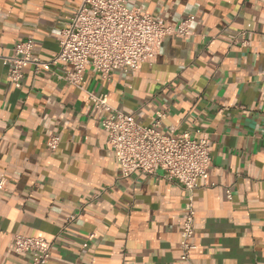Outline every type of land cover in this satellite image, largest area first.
Instances as JSON below:
<instances>
[{
  "label": "crops",
  "instance_id": "1",
  "mask_svg": "<svg viewBox=\"0 0 264 264\" xmlns=\"http://www.w3.org/2000/svg\"><path fill=\"white\" fill-rule=\"evenodd\" d=\"M81 1L0 0V264L31 261L16 254V234L51 242L48 264H190L179 222L188 193L163 172L120 176L101 116L60 78L61 64L26 66L20 88L8 78L17 43L32 39L42 60L59 51ZM126 1L167 25L190 18L193 35L166 37L136 72L106 80L88 68L85 88L145 126L165 110L161 131L209 137L213 166L194 191L191 261L264 264V0Z\"/></svg>",
  "mask_w": 264,
  "mask_h": 264
},
{
  "label": "built area",
  "instance_id": "2",
  "mask_svg": "<svg viewBox=\"0 0 264 264\" xmlns=\"http://www.w3.org/2000/svg\"><path fill=\"white\" fill-rule=\"evenodd\" d=\"M192 20L185 18L176 25H167L162 17H154L140 7H131L126 0H82L69 17L60 38V48L48 60L33 55L34 42L28 39L14 47L7 58L8 78L16 87L22 86L24 68L33 65L35 70H49L61 64L60 78L88 94L100 124L107 131V143L120 166V176L127 178L135 173L157 176L179 184L187 193L185 210L180 219L181 260L193 264L191 252L195 249L196 209L194 191L199 179L208 180L213 166L211 140L204 136L195 139L190 132L160 130L165 110L156 112L155 121L145 126L133 114L115 109L107 93L95 94L85 88L84 72L91 68L103 79L110 80L116 71L136 72L144 63H150L159 54L168 36L190 39ZM238 42L248 46L245 33ZM60 139L52 135L48 140L51 151L58 148ZM7 178L0 177V190L6 188ZM227 198L232 199L230 189ZM76 215L69 217L75 219ZM90 235L89 239H92ZM88 243L83 244L87 248ZM52 243L44 237L15 235V252L30 254L28 264H48Z\"/></svg>",
  "mask_w": 264,
  "mask_h": 264
}]
</instances>
